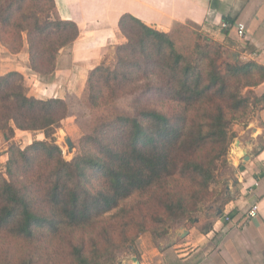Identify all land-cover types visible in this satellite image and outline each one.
Here are the masks:
<instances>
[{"label": "trees", "instance_id": "1", "mask_svg": "<svg viewBox=\"0 0 264 264\" xmlns=\"http://www.w3.org/2000/svg\"><path fill=\"white\" fill-rule=\"evenodd\" d=\"M184 25L162 33L120 17L127 42L116 49V65L89 71L81 97L96 111L113 106L128 87L132 111L101 115L69 162L46 140L66 119V100L29 97L21 74L0 76V129L8 138L16 130L44 136L23 150L10 146L0 172V235L28 248L20 264L60 257L66 264H112L115 251L134 250L149 222L156 228L151 236L161 238L167 220L192 223L205 204L220 200L221 211L230 199L219 171L233 126L264 109V94L253 92L264 82V67L230 61L193 24L201 35L179 49L173 36ZM77 37V26L58 18L53 0H0L1 46L17 54L28 43V70L40 78L53 80L57 55ZM150 97L163 106H146ZM45 240L57 247L50 250Z\"/></svg>", "mask_w": 264, "mask_h": 264}, {"label": "crops", "instance_id": "2", "mask_svg": "<svg viewBox=\"0 0 264 264\" xmlns=\"http://www.w3.org/2000/svg\"><path fill=\"white\" fill-rule=\"evenodd\" d=\"M53 1L58 18L73 22L78 37L68 51L57 55L51 82L37 75L34 78L39 82L33 76L29 79V97L38 99L35 94L39 92L64 100L69 90L82 91L88 72L103 63L109 46L125 42L118 30L123 15L162 33H169L175 22L191 23L220 45L230 61L264 67V0ZM236 23L246 28L243 39L236 35ZM18 65L25 68V63H16L17 69L6 74L22 75ZM253 92L263 95L264 82ZM235 134L231 150L235 172L227 191L230 199L221 211L218 207L205 211L192 223L174 226L161 238L147 233L139 236L124 264H131L133 258L139 264H264V109ZM253 205L257 206V215L246 222Z\"/></svg>", "mask_w": 264, "mask_h": 264}, {"label": "rangeland", "instance_id": "3", "mask_svg": "<svg viewBox=\"0 0 264 264\" xmlns=\"http://www.w3.org/2000/svg\"><path fill=\"white\" fill-rule=\"evenodd\" d=\"M196 36H200L201 34L198 32V30L192 26L189 23H185L183 28H177L175 29V33H174V40L176 42V45L179 49L182 50H186L188 48H191L194 38ZM202 37V36H201ZM127 42V41H126ZM125 43H115L111 46H109L108 48V55L105 58V60L103 61V63L99 66H105L109 69H113L116 65V49L119 45H123L126 44ZM70 47L64 49L63 51H61L60 53H64L66 51H68ZM3 52V53H2ZM59 53V54H60ZM12 55V56H11ZM14 55V56H13ZM0 76L5 75L6 72L9 71H13L14 69H17L16 63H20L21 65L23 63H25V68L23 67L22 69L20 65H18L19 67V71H21V73H23V79H26V83L24 81V85H25V93L26 95H30L29 91L32 89L31 85H29V79L32 78L37 80V82H39V80L37 78H34V74L29 71V60H28V43H23L21 50L19 51V53L17 54H11L10 52H8L4 47L1 46L0 44ZM15 61V63H14ZM13 64V65H12ZM23 66V65H22ZM15 71V70H14ZM140 83L138 82L137 86H139ZM34 89V93H35V88ZM84 89V88H83ZM82 89V91H83ZM130 89V88H129ZM128 87L124 89L125 93H128L129 91ZM80 91V90H79ZM78 88L75 89L74 92H72V90H69L66 94V96L64 97V100H66V102L68 103V115L66 117V119H64L63 121H61V123L59 124V127L55 130V133L53 134L52 138L46 139L48 143H53L55 144L61 151V157L69 162L72 159H74L76 156H78L81 152V138L87 134H90L92 127L97 124V122L101 119L100 116L102 115V118H113V115L115 116V114H125V113H130L132 111L131 109V96H129L128 94H122L120 95V97L117 99V101L114 103V105H108L106 107H103L101 109H98L96 111H92L89 110L87 108H85V106L83 105V101H82V91L79 92ZM39 95V96H36ZM36 97H38V99H42V100H48V99H53L51 97L48 96H41V94H39V92L35 94ZM67 96H69L70 98H67ZM31 97V96H30ZM148 101L145 103L146 106H153L156 108H161L163 106V104L157 102L155 100V98L150 97L147 99ZM144 106V105H143ZM166 106V105H164ZM109 116V117H108ZM254 116V114H252L246 121V124L252 119V117ZM245 124V125H246ZM243 124H235L233 126V131L234 133H236V130L238 131V129H240L241 127L245 126ZM7 136V139H5L4 137ZM9 137V133L7 132V130L5 129H0V172L4 173V166L6 164V161L8 159V150L10 148V146L14 145L17 148H20L21 150H23L26 146H28L29 144H31V142L37 140V141H43L44 140V136L43 133H20V132H14V134L11 135L10 138ZM236 138V134L235 137ZM69 139L71 142V150L68 149L65 140ZM234 142V140H233ZM232 142V144L229 147L228 150V156H227V164L225 166V168H221L219 171V177L220 179H222L225 183H226V190L229 192L231 183H232V179H233V175H234V167L232 166V160H231V150L233 148L234 143ZM93 180L91 179L88 187L92 184ZM224 191V188L222 189ZM220 205V200H216V201H210L208 204H205L203 206V209H205L204 211L198 213V214H194V216H192V219H195L197 217H199L200 215L202 216L205 211L208 212L210 211L212 208H217ZM209 207V208H208ZM208 208V209H207ZM187 220L184 219H180V220H176L174 222H170L167 220V224H169V230H171L174 226H178L181 224L186 223ZM189 223V222H187ZM186 223V225H187ZM154 224H152L151 222L148 223L147 226V234H150L149 232L152 231V229L154 228ZM156 229V228H154ZM162 228L160 227V229L158 228V232H161ZM167 231V233H168ZM135 233V231H134ZM145 234V233H144ZM153 234V233H152ZM143 234H139L137 235L136 238H138L139 236H141ZM151 235V234H150ZM153 237V235H152ZM137 239L134 240L135 241ZM45 245L49 246V249H55L57 247V245L55 244V242H50L49 240H45L43 241ZM133 245V249H134ZM26 249H28L27 247H24L21 243L7 238L3 235H0V264H20L22 257L24 255H26V253L24 252ZM39 251V250H38ZM41 252H44L41 251ZM133 253V251L130 252V249L128 248H121L119 251H115L114 254V262L112 264H124L127 263V261L129 260V258L131 257V254ZM53 256V255H51ZM62 258V257H60ZM58 258L55 260L54 264H66L65 262L61 263V259Z\"/></svg>", "mask_w": 264, "mask_h": 264}, {"label": "built area", "instance_id": "4", "mask_svg": "<svg viewBox=\"0 0 264 264\" xmlns=\"http://www.w3.org/2000/svg\"><path fill=\"white\" fill-rule=\"evenodd\" d=\"M222 27L227 28V25L222 24ZM233 28L235 29V32L238 38L243 39L245 36V31H246L245 26L241 23H236L235 25H233ZM256 215H257V206L253 205L251 209L248 211V213L246 214V217H245L246 222H249L250 220L254 219ZM225 220H228V218L225 217Z\"/></svg>", "mask_w": 264, "mask_h": 264}, {"label": "water", "instance_id": "5", "mask_svg": "<svg viewBox=\"0 0 264 264\" xmlns=\"http://www.w3.org/2000/svg\"><path fill=\"white\" fill-rule=\"evenodd\" d=\"M65 142H66V145H67L68 149L71 150V145L72 144H71L70 140L66 139ZM131 264H139V262L137 261L136 258H133L132 261H131Z\"/></svg>", "mask_w": 264, "mask_h": 264}]
</instances>
